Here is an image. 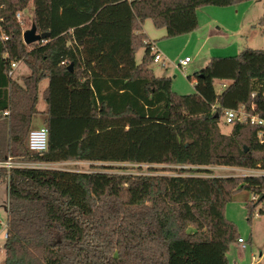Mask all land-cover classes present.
Instances as JSON below:
<instances>
[{
  "label": "trees",
  "instance_id": "16d2710c",
  "mask_svg": "<svg viewBox=\"0 0 264 264\" xmlns=\"http://www.w3.org/2000/svg\"><path fill=\"white\" fill-rule=\"evenodd\" d=\"M244 1L251 0H0L9 36L0 35V161L91 164L0 166L8 186L5 264H229L240 236L226 205L249 190L260 197L247 203L251 216L264 200V174L187 173L264 171V123L221 128L226 109L264 119V49L212 57L194 73L196 92L183 95L172 77L154 72V41L143 25L152 19L176 37L198 29L199 9ZM33 24L49 35L25 44ZM13 62L20 67L10 76ZM38 117L48 129L39 152L29 149ZM110 162L180 167L175 175L132 174L105 171Z\"/></svg>",
  "mask_w": 264,
  "mask_h": 264
},
{
  "label": "rangeland",
  "instance_id": "374dc122",
  "mask_svg": "<svg viewBox=\"0 0 264 264\" xmlns=\"http://www.w3.org/2000/svg\"><path fill=\"white\" fill-rule=\"evenodd\" d=\"M198 11L200 22L198 29L176 37H166L165 28L156 27L152 19H146V23H144V25L149 26L147 28L148 35L151 39H154L155 45L164 57L162 61L152 62L153 70L160 76L172 77L173 90L183 95L196 92L194 73L196 70L198 71L206 66L212 57L234 56L239 54L244 47L264 49V26L260 24V20L264 16V0L244 1L225 7L207 6ZM24 16L27 20L25 26H27V23L32 19L31 10H26ZM144 52L145 48L142 46L136 49L135 57L138 63L142 61ZM186 55L192 58V63L185 67H180L178 65L179 61ZM19 67L20 65H18V70ZM46 84L47 81H44L41 84V88L43 89ZM43 105H45V101L40 97L38 107L41 109ZM41 121V117L36 118L34 128L42 126L43 122ZM221 128L223 132L227 133L230 131L231 124L223 122ZM42 164L45 165V163ZM33 165L31 164L30 166ZM90 165L89 162L69 161L58 163L56 166L85 171L91 169ZM104 166H107L105 171L109 172L158 175L178 174L177 169L180 167L132 162H110L105 163ZM186 167L189 168L190 166ZM190 168L195 169V171L187 174L206 176L264 174V171L261 170L248 169V172H246L232 166H193ZM197 169L208 170V172H200ZM253 197V192L242 189L237 191L226 205V217L234 222L238 236L245 240V247L237 241L231 244L227 254L229 264H264V200L258 204L252 211L251 216H249L247 203L253 201ZM257 199H259V196ZM7 201V182L0 179V264H5L3 245L7 224ZM260 209H262V212L259 213Z\"/></svg>",
  "mask_w": 264,
  "mask_h": 264
},
{
  "label": "built area",
  "instance_id": "2783aa9c",
  "mask_svg": "<svg viewBox=\"0 0 264 264\" xmlns=\"http://www.w3.org/2000/svg\"><path fill=\"white\" fill-rule=\"evenodd\" d=\"M17 18L21 19V13H17ZM0 35L4 40H8L9 36L5 35L2 32V27H1V19H0ZM154 46V62H159L164 60L163 54L160 52V50L157 48L155 43H153ZM191 61V57L186 56L179 61V66L180 67H185L189 64ZM12 68L9 70V75L13 76L15 73L16 68L18 67V62H13L11 64ZM253 95H255L253 93ZM8 112L6 111L5 114ZM223 119L226 123H234L235 121H241L245 122L249 120L251 123H257V124H263L264 119L260 118L257 115H253L250 112L246 111L244 108H239V109H226L224 110V115ZM48 146V129L46 126H41L39 128L32 129L29 134V149L32 151H44L47 149ZM31 164H34L33 166H49L47 164L43 165L42 163H32V162H24V161H17L14 160L11 156L8 157L5 161H0V166L6 167L8 169L12 167H30ZM238 170H243L248 172V169L244 168H237ZM250 171V170H249ZM252 171V170H251ZM253 172V171H252ZM252 174V173H251ZM250 175V174H247ZM255 175V174H252ZM256 195H254L253 200H257ZM239 243L242 244L243 247H245V240L240 237L239 238Z\"/></svg>",
  "mask_w": 264,
  "mask_h": 264
},
{
  "label": "water",
  "instance_id": "95a60500",
  "mask_svg": "<svg viewBox=\"0 0 264 264\" xmlns=\"http://www.w3.org/2000/svg\"><path fill=\"white\" fill-rule=\"evenodd\" d=\"M48 35H49L48 33L37 32V27L35 24H33L31 28L26 29L23 32V40L25 44H32V43L45 39ZM72 67H73V64L70 65L71 70H72Z\"/></svg>",
  "mask_w": 264,
  "mask_h": 264
},
{
  "label": "crops",
  "instance_id": "0c3cea01",
  "mask_svg": "<svg viewBox=\"0 0 264 264\" xmlns=\"http://www.w3.org/2000/svg\"><path fill=\"white\" fill-rule=\"evenodd\" d=\"M198 12H199V11H198ZM198 19H199V17H198ZM144 23H146V22H144ZM199 23H200V22H199ZM147 28H149V26H147V25H143V30H144V32L148 35V30H147ZM146 31H147V32H146ZM163 36H164V35H163ZM148 37H149L150 40H153V41H154V39H151L149 35H148ZM186 56H188V55H186ZM186 56H185V57H186ZM190 63H192V58H191V61L189 62V64H190ZM189 64H188V65H189ZM17 69H18V67L16 68L15 71H17ZM196 71H197V70H196ZM154 72H155V71H154ZM155 73H156V72H155ZM156 74H157V73H156ZM157 75H158V74H157ZM159 76H160V75H159ZM45 81H47V80H45ZM43 82H44V81H43ZM43 82H42V83H43ZM47 84H48V82H47ZM47 84H46V86H47ZM46 86H45L43 89H45ZM43 89H42V90H43ZM42 99H43V97H42ZM43 100H44V99H43ZM44 101H45V100H44ZM46 106H47V104H46V102H45V105H43V106L41 107V109H40V108H39V109H40V110H45ZM41 122H43V121H41ZM42 126H43V125H42ZM39 127H41V126H39ZM39 127H37V128H39ZM57 164H58V163H52V165H50V164H49V165H50V166H56ZM224 167H225V166H224ZM7 194H8V186H7Z\"/></svg>",
  "mask_w": 264,
  "mask_h": 264
}]
</instances>
